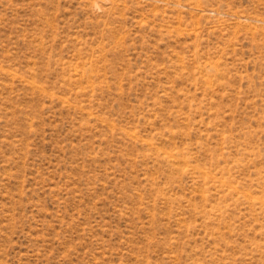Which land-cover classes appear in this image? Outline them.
Returning <instances> with one entry per match:
<instances>
[{
    "label": "rangeland",
    "instance_id": "obj_1",
    "mask_svg": "<svg viewBox=\"0 0 264 264\" xmlns=\"http://www.w3.org/2000/svg\"><path fill=\"white\" fill-rule=\"evenodd\" d=\"M0 264H264V0H0Z\"/></svg>",
    "mask_w": 264,
    "mask_h": 264
}]
</instances>
